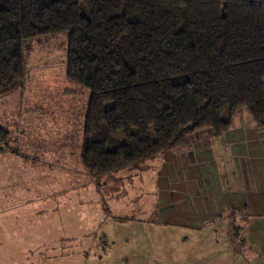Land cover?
Returning <instances> with one entry per match:
<instances>
[{
	"label": "trees",
	"instance_id": "trees-1",
	"mask_svg": "<svg viewBox=\"0 0 264 264\" xmlns=\"http://www.w3.org/2000/svg\"><path fill=\"white\" fill-rule=\"evenodd\" d=\"M60 33L68 79L90 90L92 178L217 138L242 109L264 128V0H0V96L25 80L26 41Z\"/></svg>",
	"mask_w": 264,
	"mask_h": 264
},
{
	"label": "rangeland",
	"instance_id": "rangeland-1",
	"mask_svg": "<svg viewBox=\"0 0 264 264\" xmlns=\"http://www.w3.org/2000/svg\"><path fill=\"white\" fill-rule=\"evenodd\" d=\"M68 48L66 33L26 41L25 80L0 96V129L9 132L0 142V187L12 168L25 174V183L36 172V183L43 181L51 194L30 196L46 204L28 208L16 204L29 198L7 197L0 189V264H124L125 256H118L136 253L153 235L142 222L154 203L147 181L151 176L154 182V174L146 161L99 178L81 163L90 90L68 79ZM237 114L241 124L250 120L245 109ZM7 155L18 159L6 162ZM54 202L60 211H52Z\"/></svg>",
	"mask_w": 264,
	"mask_h": 264
},
{
	"label": "crops",
	"instance_id": "crops-1",
	"mask_svg": "<svg viewBox=\"0 0 264 264\" xmlns=\"http://www.w3.org/2000/svg\"><path fill=\"white\" fill-rule=\"evenodd\" d=\"M237 115L217 138H199L146 160L154 174L152 183L147 176L154 203L142 222L153 235L136 253L118 256H125L124 264H264V128L249 119L241 124ZM8 156L11 163L18 159L7 155L6 162ZM6 171L3 193L29 198L16 205L46 204L30 197L51 195L43 181L36 183V172L25 183L22 171ZM52 205L60 211V204ZM233 221L242 228L238 239L230 234Z\"/></svg>",
	"mask_w": 264,
	"mask_h": 264
}]
</instances>
